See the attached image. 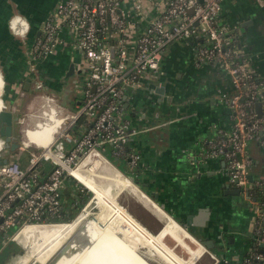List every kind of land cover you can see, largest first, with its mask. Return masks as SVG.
<instances>
[{
	"label": "crops",
	"instance_id": "1",
	"mask_svg": "<svg viewBox=\"0 0 264 264\" xmlns=\"http://www.w3.org/2000/svg\"><path fill=\"white\" fill-rule=\"evenodd\" d=\"M16 2L19 5L30 6L32 17L40 28L39 22L47 19L54 12L61 0H0V60L6 79L9 80L7 85L10 86L7 90L8 95L3 97V101L8 103V109L14 116L20 119L22 111L19 108L35 114L41 110L45 102L44 97L39 96L41 93H37L36 87L39 84L37 82L41 78L45 79L46 76L49 78L52 71L51 75L57 76V70L70 64L79 53L74 49L59 48L49 56V60H37L36 69L41 73L36 79L32 78L30 83L31 68L26 64V60H22L24 55L22 48L14 40L13 32L10 33L9 30L8 21L11 17L6 16ZM220 22L226 25L236 22L239 25L243 33L241 40L243 57L251 66L256 78L264 82V1L224 0ZM202 42L203 39L196 36L188 42L178 41L171 44L165 52L158 76L146 75L143 78V86L128 93L125 107L127 103L132 104L136 99H140L142 105L136 113L131 106L125 108L126 118L141 131L133 137L130 148L142 154L143 174L161 182L159 187L164 190L165 195L172 196L171 191L174 190L176 196L187 199L184 200V204H188L194 210L193 215L196 221L202 222L200 223L202 227L218 213L222 215V219L228 217L213 230L208 231L209 238H213L219 245V249H212L218 257V259L214 258L216 260L213 264H243L245 255L257 247L253 236V206L246 196L237 199L228 191V171L223 158L204 159L202 155L203 147L209 139L217 138L223 131H230L234 126V111L220 99L223 90L231 89V79L217 63L197 59L196 48ZM45 67H49V70H44ZM0 78H2L0 82V99H2L1 72ZM62 84L61 81H51L48 87L50 93H45L66 106H77L81 101L82 93L76 96L69 95L65 99L66 95L63 91L65 84L61 86ZM164 87L167 93L164 94L163 103L154 106L149 102V97L158 98L155 95L158 93L157 90L161 92ZM35 89L37 95L33 92ZM261 93L264 95V87L261 88ZM169 96L174 98V103L167 100ZM258 103L261 104L260 116H264V97L255 105L257 113ZM2 108L3 103L0 101V111ZM56 113L55 110L50 112L48 122L41 128L30 129L26 140L34 142V135L42 138L44 142L53 139L61 123ZM83 127L80 121L73 132L77 135L83 131ZM155 132L158 138H153ZM249 149L255 161L252 174L262 176L264 149L255 141H250ZM109 159L108 163L112 162L110 157ZM116 160L117 162L114 160L113 162L117 167L123 166L124 160ZM51 169V163H42L41 181L47 179ZM102 179L109 186V192L99 201L93 200L77 217L82 220H85L84 217L88 219L82 231V241L79 242L80 246L72 251L73 256L59 264H188L169 251L163 243L160 231L153 234L113 201V193L123 190L135 194L148 210L160 221H164L161 232L171 235L175 232L181 233V239H178L182 240L183 237L189 239L196 244L195 249L199 254H202L204 249L192 237L121 174L106 171L102 174ZM87 193L85 187L75 179L68 176L64 178L61 193L63 219L78 210L80 201L87 196ZM240 199L241 205L238 203L240 206L234 207L233 205ZM222 201L228 203L227 209L221 207ZM94 208L98 209L97 213H93ZM75 222L68 224L66 228L72 229ZM29 236L30 228H25L19 240L28 252L30 250L34 252L31 254L29 252L17 264H26L27 260L34 261L37 257L44 259L46 264L49 263L48 258L53 254L46 252L48 247L44 246L53 244L47 242L34 245L30 243ZM10 243L14 242L7 244ZM5 245L0 243V248ZM35 246H40V250L38 247L37 251ZM37 253L38 256L35 257ZM11 254L2 264L9 263V258L12 257V260L13 256L18 255ZM153 257L156 259L153 260Z\"/></svg>",
	"mask_w": 264,
	"mask_h": 264
},
{
	"label": "built area",
	"instance_id": "2",
	"mask_svg": "<svg viewBox=\"0 0 264 264\" xmlns=\"http://www.w3.org/2000/svg\"><path fill=\"white\" fill-rule=\"evenodd\" d=\"M223 9L224 0L59 2L44 22L34 52L48 56L59 48L77 50L85 64L82 98L70 107L46 96L40 111H26L19 119L20 135H13L12 142L19 144L15 151L7 149L5 138L0 136V243L16 241L26 226L52 224L51 217L63 221L64 178L84 185L70 170L91 153L107 162L110 155L127 161L131 168L138 167L141 155L130 144L139 127L125 116L128 93L141 88L146 75L158 76L171 44L197 36L203 39L196 48L197 59L217 63L230 76L231 89L223 90L220 99L235 113L233 128L209 139L202 155L204 159L223 158L230 182L251 202L257 247L245 255L243 264H264L260 247L264 245V174H252L255 162L249 149L250 141L264 149V116L255 109L264 97V82L244 59L237 32L220 22ZM11 27L20 36L28 32L27 21L21 17L11 20ZM54 110L61 119L54 138L44 142L34 135V142L27 141L30 129L41 128ZM80 121L83 131L76 135L73 129ZM72 142L75 144L66 150ZM21 151L28 155L26 165L8 157ZM43 162L51 163L52 169L41 181Z\"/></svg>",
	"mask_w": 264,
	"mask_h": 264
},
{
	"label": "rangeland",
	"instance_id": "3",
	"mask_svg": "<svg viewBox=\"0 0 264 264\" xmlns=\"http://www.w3.org/2000/svg\"><path fill=\"white\" fill-rule=\"evenodd\" d=\"M78 67L83 69L85 71V64H79ZM79 75L72 77L70 80L66 81V84L64 86V93L66 95V98H68L69 95L71 96H76L79 95V93H82L83 90V83L82 80H79ZM10 86L6 87V91L2 93V98L3 96H7V90L9 89ZM37 93H41L38 91ZM1 97V95H0ZM4 102V101H3ZM57 103H62L61 101H57ZM5 107L3 109H8V103L4 102ZM20 111H22L20 114L23 116V114L28 111L27 109H21L19 108ZM66 111V110H65ZM30 122L32 119H29ZM20 124H15L14 127V132L18 136L20 135ZM77 138V137H76ZM79 139V138H78ZM75 143H69V145L66 147V150H69L72 148V146ZM9 159H17L20 157L21 159L19 160L22 165L27 164L28 160V155L25 152L21 153H13L12 155H8ZM113 158V157H112ZM115 158V157H114ZM141 160V159H140ZM117 162V161H116ZM44 164V162H43ZM109 164L116 168L120 173L130 179L133 184H135L144 194H146L153 202L157 204V202L149 195V193L141 188L140 185L136 184L134 181V177L132 173H136L137 168H130L128 167V173H130V176L124 174L113 162L110 161ZM126 165V164H125ZM120 166V165H119ZM74 167V166H72ZM123 167V166H122ZM132 175V176H131ZM84 186V185H83ZM85 187V186H84ZM250 187H253V184L250 185ZM86 191L89 193H92L87 187H85ZM94 194L92 193V196ZM114 202L119 205L122 209L126 210L128 213L133 215L138 221H140L147 229L152 232L153 234H157L158 231L162 235L163 238V243L164 245L169 249L170 252L174 253L176 256L179 258L184 259L188 264H213L216 259H214V252L212 250H208L200 241L197 235L192 234L190 230H188L186 227L182 226L180 222H178L175 218L174 220L189 233L197 242L198 245H200L204 250L202 254L200 255L198 250L196 248V244L191 242L189 239H186L183 237L182 240L181 238V233L175 232L174 235L177 236V238L174 235L168 234L166 232H161V228L164 226V221H160L150 210H148L145 205L138 199V197L133 194L131 191L128 190H123L121 192H115L113 193ZM86 206V205H85ZM78 208L71 216V220L67 221L66 219L63 220L62 225L56 226L55 228H43L42 230L40 228L36 227H29L30 228V236H29V241L30 243H33L34 245H38L41 243H47L51 242L53 245L51 246H44L45 248L48 247V250L46 252H49L51 256L49 260V263L47 264H59V262H63L67 258H71L73 256L72 252L76 247L80 246L79 242L81 243L82 241V231L85 228V225L88 221L86 217L82 220L81 218L76 219L82 212L83 208ZM160 208L164 211L163 207L158 204ZM169 215V214H168ZM76 219V220H75ZM76 221L74 223V227L72 229L66 228L69 222ZM22 235V234H21ZM20 235V236H21ZM20 236L17 238V241H13L14 243L6 244L2 248H0V264L5 262V260L9 257L11 253H17V256H13L12 260H15V264L18 263V261L27 256L30 252H34L33 250H28L26 247L20 242ZM180 238V239H178ZM36 250L40 246H35ZM165 248V247H164ZM25 249L27 250V254L24 256H21L23 252H25ZM79 249V248H78ZM35 250V252H36ZM38 251V250H37ZM155 253V252H154ZM14 255V254H11ZM38 256V253L36 254L35 257ZM216 256V255H215ZM43 257V255H42ZM12 258V257H11ZM11 258H9L8 262L11 261ZM34 258V256H33ZM44 258V257H43ZM156 257H153V260H155ZM60 260V261H59ZM32 262V259L27 260L26 264H30ZM46 264L44 259L41 258H36L35 264Z\"/></svg>",
	"mask_w": 264,
	"mask_h": 264
},
{
	"label": "flooded vegetation",
	"instance_id": "4",
	"mask_svg": "<svg viewBox=\"0 0 264 264\" xmlns=\"http://www.w3.org/2000/svg\"><path fill=\"white\" fill-rule=\"evenodd\" d=\"M17 3L18 2H16L15 3L16 5L12 6L9 9L8 14L6 16L11 17L10 20L8 21V26L10 28L9 30H11L10 33L13 32L12 34H14V36H15L14 40H16V42L19 43V45L22 48V53H24V55H22V60L23 59L26 60L27 61L26 64L29 65V68H31L30 72H29V77H30L29 79H31L30 80V83H31V81L33 80L32 78L35 77L34 79H36L38 77V75L41 73L40 70L38 72V70L36 69V65H37L36 61L40 60V59L41 60H44V59L49 60L50 59L49 56H51V55H48V56L39 55V54L34 52V45H35L36 38H37V36H39V34H41L42 29H43V25H44V22L46 21V19H44V20L42 19L43 21L41 20L39 22L41 24H40V28H38L36 25L37 22L32 17L33 15L31 14L32 11L30 9V6L28 7V6H24V5H19ZM16 17H21L27 21L28 32L26 34H24L23 36L15 34L12 27H11V20H13ZM38 32H40V33L38 34ZM238 45H239V42H238ZM79 64H83L80 54L77 58H75V59L73 58L70 61V64L64 66V68L58 69L57 70V72H58L57 76L53 77L51 75V74H53V71H52V73L49 74V78L47 76L45 77V79L41 78V80L37 82L39 84L36 87L38 89V91L41 92V94L39 96L46 97V96L50 95V94L45 93V92H49L48 87L50 85V82L53 80L61 81V84L64 82L61 86H64V84H66V81H68L69 79H71L72 77L77 76V75H79V77H78L79 80H82V77L84 75V70L81 69L80 67H78ZM1 65H2V61L0 60V72H1V75L3 77V86H2L1 91L3 93L6 91V87L8 86L7 81L9 82V80L6 79L5 70H4L3 66H1ZM48 68L49 67H45L43 69L47 71V70H49ZM33 92H34V94H36V89ZM42 92H44V93H42ZM165 93H167V89H165ZM167 100H171L172 103H174V98L172 96L167 97ZM15 124H17V123H15ZM15 124H14L13 128L15 127ZM140 132L141 131L139 129V133ZM153 138H158V134L156 132L154 133ZM140 155H141V160H140L139 165L137 167V171H136V173H132L133 176L131 175L132 177H134L135 183L140 185L141 188H143L144 190H146L149 193V195L157 202V204H159L160 206L163 207L164 211L167 214H169L171 217L177 219L178 222H180L181 224L188 226L189 229L192 232H194L199 239H210L209 238L210 234H208V231L213 230V228L215 226H217L218 224H221L222 221L226 220L228 217L227 218L225 217L226 219H222V215L220 213H218V214H216V216L213 215V217L211 219L212 221L209 220V221H207V223L205 222V226L202 227L200 224L202 222H199L198 220L196 221V218L193 215L194 210H192L191 207L188 206V204H184V200H187V199H183L182 197L176 196V194L174 193L175 192L174 190L171 191L174 195L173 194H172V196L165 195L164 190L162 188H160L161 186L159 185L161 182H159L158 180L152 179L149 176L143 174V171H142V167H143V165H142L143 164L142 154L140 153ZM227 177L229 178L228 175H227ZM227 183L230 186L228 191L236 192V190L239 188L236 184L230 182V180H227ZM239 189H240L239 195L235 196L233 194L234 197L237 199L243 197V195H244L242 189L241 188H239ZM240 202H241V199L238 200L237 203L234 204L233 206L234 207L240 206L241 205ZM222 204H223V206H221V207H223L224 209H227L228 203H226L225 201H222ZM234 207H233V209H234ZM229 209L233 211L232 208H229ZM232 216H230V218ZM213 249H219V245L216 244L215 248H213Z\"/></svg>",
	"mask_w": 264,
	"mask_h": 264
},
{
	"label": "bare ground",
	"instance_id": "5",
	"mask_svg": "<svg viewBox=\"0 0 264 264\" xmlns=\"http://www.w3.org/2000/svg\"><path fill=\"white\" fill-rule=\"evenodd\" d=\"M56 98V97H55ZM0 101L3 103L4 108V102L2 99ZM2 108V109H3ZM112 172V173H118L121 174L120 171H118L116 168L112 167L106 160H104L99 154L97 153H91L88 155L77 168H73L70 170L71 174H73L78 180H80L90 191L93 192L94 198L91 200L90 203L95 201H99L102 196L109 192V186L103 181L102 174L104 172ZM122 175V174H121ZM122 177L132 183L130 179L123 176ZM133 184V183H132ZM136 186L135 184H133ZM137 187V186H136ZM138 188V187H137ZM139 189V188H138ZM140 190V189H139ZM141 191V190H140ZM143 193V192H142ZM148 199H150L146 194H144ZM151 200V199H150ZM152 201V200H151ZM153 202V201H152ZM89 203V204H90ZM155 203V202H154ZM88 204V205H89ZM87 205V206H88ZM158 206V204H156ZM159 207V206H158ZM87 208V207H86ZM160 208V207H159ZM162 210V208H160ZM163 211V210H162ZM98 209L94 208L93 213H97ZM166 215H168L165 211H163ZM169 216V215H168ZM170 217V216H169ZM179 227H181L172 217H170ZM77 219V218H76ZM75 219V220H76ZM74 220V221H75ZM69 222V223H73ZM64 224V223H62ZM62 224H44V225H29L24 228H22L19 233L16 235L15 240L17 241V238L23 233V230L25 228L29 227H36L40 228L41 230L43 228H55L56 226L62 225ZM182 228V227H181ZM183 231L187 233L185 229L182 228ZM190 237H192L189 233H187ZM193 238V237H192ZM194 239V238H193ZM195 240V239H194Z\"/></svg>",
	"mask_w": 264,
	"mask_h": 264
},
{
	"label": "water",
	"instance_id": "6",
	"mask_svg": "<svg viewBox=\"0 0 264 264\" xmlns=\"http://www.w3.org/2000/svg\"><path fill=\"white\" fill-rule=\"evenodd\" d=\"M230 26L237 32V40L239 42V47L241 49H243V45L241 44V43H243V42H241V40L243 39L242 30L240 29L239 25L236 24V22L233 23V24H231ZM39 33L40 32H38V34ZM157 92L158 93H156L155 95H157L158 98L157 97H154V96H150L149 97V100H150L149 102H151L154 106H156L158 103H160V104L163 103V101H164L163 97H164V94H165V87L163 88V91L160 92V91L157 90ZM2 100H3V98H2ZM130 106H131L132 110L136 113L138 111L139 107L142 106L140 104V99L134 100L133 103L132 104H129V105L127 103V106L125 108L128 109ZM257 110H258L259 115H262L261 104L260 103L257 104ZM15 123H19V117H15L14 114H13V112L11 110H9V109H2L0 111V136H2V137L5 138V141H6L5 147L7 149H10L11 151H15L19 147V144L17 142H14V141L12 142L13 135H14V128H13V126H14ZM6 161L7 160L5 159L4 162H6ZM225 164H226V162H225ZM251 179H252V176H251ZM227 180H229V178H227ZM227 187H230L229 184L227 185ZM230 193L231 194H234V195H239L240 194V189L238 188L236 190V192L230 191ZM93 198H94V195L86 203V206L83 208V210L87 207V205L91 202V200ZM63 213H64V210H63ZM70 217H71V215L67 216L65 219L67 221H70L71 220ZM50 222L52 224H61V223H63L62 219H60V218H54V217H51ZM181 225L184 226V227H186L188 230H190L188 226H185L184 224H181ZM199 241L206 248H208V250H212L213 248H215V245L216 244H215V240L213 238H210V239H199ZM255 246H256V244H255ZM260 247H261L262 250H264V245L263 244H261ZM26 254H27V250L25 249V252H23L21 256H24ZM16 259L15 260H11L7 264H15ZM35 262H36V260L32 261L30 264H35Z\"/></svg>",
	"mask_w": 264,
	"mask_h": 264
},
{
	"label": "trees",
	"instance_id": "7",
	"mask_svg": "<svg viewBox=\"0 0 264 264\" xmlns=\"http://www.w3.org/2000/svg\"><path fill=\"white\" fill-rule=\"evenodd\" d=\"M109 157L111 158V159H113L114 161H117L116 159L117 158H112V156H110L109 155ZM118 160H123V159H118ZM124 162V164H123V167L120 165H118V168L124 173V174H126V175H128V176H130V173H128V170H127V168L129 167V164L127 163V161H123ZM255 162V161H254ZM126 164V165H125ZM130 168V167H129ZM91 197H92V193H87V196L85 197V198H83L81 201H80V203H79V207L78 208H82L83 206H85L86 205V203L91 199ZM71 216H73V215H71ZM71 218V217H70ZM177 220V219H176ZM178 221V220H177ZM16 230L17 229H14V233L16 232ZM190 232L192 233V234H194L195 235V233L194 232H192L191 230H190Z\"/></svg>",
	"mask_w": 264,
	"mask_h": 264
},
{
	"label": "clouds",
	"instance_id": "8",
	"mask_svg": "<svg viewBox=\"0 0 264 264\" xmlns=\"http://www.w3.org/2000/svg\"><path fill=\"white\" fill-rule=\"evenodd\" d=\"M0 82H2V78H0Z\"/></svg>",
	"mask_w": 264,
	"mask_h": 264
}]
</instances>
